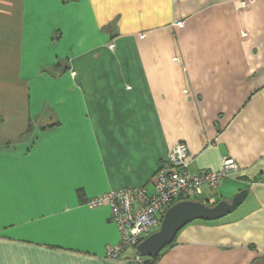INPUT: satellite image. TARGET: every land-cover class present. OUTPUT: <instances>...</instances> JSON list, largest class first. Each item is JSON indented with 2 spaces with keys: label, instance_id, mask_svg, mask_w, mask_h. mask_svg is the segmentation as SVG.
<instances>
[{
  "label": "crops",
  "instance_id": "crops-1",
  "mask_svg": "<svg viewBox=\"0 0 264 264\" xmlns=\"http://www.w3.org/2000/svg\"><path fill=\"white\" fill-rule=\"evenodd\" d=\"M189 169L239 171L154 262L89 197ZM255 259H261L254 262ZM264 264V0H0V264Z\"/></svg>",
  "mask_w": 264,
  "mask_h": 264
},
{
  "label": "built area",
  "instance_id": "built-area-1",
  "mask_svg": "<svg viewBox=\"0 0 264 264\" xmlns=\"http://www.w3.org/2000/svg\"><path fill=\"white\" fill-rule=\"evenodd\" d=\"M189 148L185 142L177 143L170 160L156 172L153 182L155 191L149 194L144 186H126L89 197L86 205L91 208L109 205L111 218L116 224L120 239L106 249L107 259H117L129 247L137 245L153 227H159L168 208L178 201L196 199L203 187L217 189L222 182L239 171L233 157L224 156L219 169L193 173L189 169ZM139 254L136 261L143 263Z\"/></svg>",
  "mask_w": 264,
  "mask_h": 264
},
{
  "label": "water",
  "instance_id": "water-1",
  "mask_svg": "<svg viewBox=\"0 0 264 264\" xmlns=\"http://www.w3.org/2000/svg\"><path fill=\"white\" fill-rule=\"evenodd\" d=\"M248 195L247 189L237 192L231 200L222 199L215 204L185 199L171 205L164 214L160 228L140 241L137 252L142 257H158L170 245L177 233L194 220H217L232 213Z\"/></svg>",
  "mask_w": 264,
  "mask_h": 264
},
{
  "label": "trees",
  "instance_id": "trees-1",
  "mask_svg": "<svg viewBox=\"0 0 264 264\" xmlns=\"http://www.w3.org/2000/svg\"><path fill=\"white\" fill-rule=\"evenodd\" d=\"M195 200H198V199H195ZM210 205H212V204H210ZM175 241V240H174ZM174 241L170 244V245H168L166 248H168V247H170L171 245H173L174 244ZM165 248V249H166ZM165 249H163L162 250V252L165 250ZM158 257H155V258H148L149 259V262H154L156 259H157ZM261 259H255L254 260V262L256 263L257 261H260ZM262 261V260H261ZM252 263V264H255V263ZM258 264V263H257Z\"/></svg>",
  "mask_w": 264,
  "mask_h": 264
},
{
  "label": "rangeland",
  "instance_id": "rangeland-1",
  "mask_svg": "<svg viewBox=\"0 0 264 264\" xmlns=\"http://www.w3.org/2000/svg\"><path fill=\"white\" fill-rule=\"evenodd\" d=\"M198 198H199V197H197L196 199H198ZM194 200H195V199H194ZM160 225H161V224H160ZM159 228H160V226H159V227H153L151 231L154 232V231L158 230Z\"/></svg>",
  "mask_w": 264,
  "mask_h": 264
}]
</instances>
